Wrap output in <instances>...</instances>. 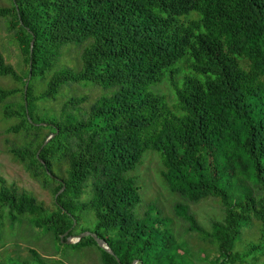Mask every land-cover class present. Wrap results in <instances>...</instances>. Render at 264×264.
<instances>
[{
  "label": "trees",
  "instance_id": "obj_1",
  "mask_svg": "<svg viewBox=\"0 0 264 264\" xmlns=\"http://www.w3.org/2000/svg\"><path fill=\"white\" fill-rule=\"evenodd\" d=\"M6 1L0 20L23 59L18 73L0 52V77L20 86L0 88L21 139L9 153L54 196L46 215L0 178L10 219L29 217L67 245L89 210L112 253L90 236L70 244L96 248L101 264H264V0ZM75 86L100 94L67 95ZM148 150L177 196L173 217L134 211L129 174ZM205 199L221 212L206 229L191 209Z\"/></svg>",
  "mask_w": 264,
  "mask_h": 264
},
{
  "label": "rangeland",
  "instance_id": "obj_2",
  "mask_svg": "<svg viewBox=\"0 0 264 264\" xmlns=\"http://www.w3.org/2000/svg\"><path fill=\"white\" fill-rule=\"evenodd\" d=\"M0 6L7 7L9 2L0 0ZM11 36L6 31V26L3 20H0V52L5 58L7 64L11 65L18 73L19 69L23 67V59L15 42L10 39ZM77 53L73 49L72 53L65 56L62 61L66 62L70 59L76 58ZM70 64V63H69ZM0 88L15 89L20 88L16 82L9 77H0ZM39 88V87H38ZM67 90V88H65ZM166 90V88H163ZM68 91V90H67ZM76 91V92H70ZM64 93H67L63 90ZM167 92V91H166ZM87 95L90 100H94L99 96V90L96 88H80L72 87L69 89L67 95ZM59 100V99H58ZM0 104V178L4 179L6 185L10 188L24 191L26 194L41 203L49 215L54 210V196L53 184L49 182L46 186H41L36 182L25 170L23 164L13 158L9 151L14 147L21 145L19 135L9 131L11 125L15 124V120H4L1 114ZM57 107V104L54 105ZM51 137V136H49ZM160 160L157 153L148 150L144 153L142 163L129 175L137 177V184L140 187L139 193L141 202L136 206L135 212L141 214L146 205L151 204L156 209H161L166 216L173 217V210L171 205L177 201V196L171 194L159 177ZM55 174L59 176L56 172ZM43 181V178H41ZM87 195H83L82 200H86ZM210 199V198H209ZM142 207V208H141ZM141 208V209H140ZM197 222L203 227L208 228L211 218H220L221 212L215 200H202L196 205L191 206ZM7 209L0 207L1 227H0V264H39L44 260L46 264H101L99 252L96 248H84L82 250L76 249L71 244L61 245L54 240V237L44 227H36L31 224L29 217L17 218L16 221L10 219L7 214ZM80 218L78 222L77 231L72 234L70 241L76 243V235L84 232L92 233L95 223L94 215L91 211L85 210L78 214ZM178 233H183L180 225L184 223L180 221L178 224ZM84 231L81 233V231ZM246 233L252 235V241H256L257 236L253 239V235L257 234L256 229L251 232L246 230ZM247 236V235H246ZM185 239L189 242L191 247L194 244H199L198 238L194 234H186ZM243 237L240 238L241 241ZM238 241V243H239ZM237 243V245H238ZM29 249H33L41 257L39 261L37 258L29 253ZM210 258L214 259L215 254H210ZM261 261V260H260ZM259 261V262H260ZM257 264H260V263Z\"/></svg>",
  "mask_w": 264,
  "mask_h": 264
},
{
  "label": "water",
  "instance_id": "obj_3",
  "mask_svg": "<svg viewBox=\"0 0 264 264\" xmlns=\"http://www.w3.org/2000/svg\"><path fill=\"white\" fill-rule=\"evenodd\" d=\"M33 45V40L31 41V46ZM30 52H31V49H30ZM26 87H27V84L25 85V91H26ZM39 153V152H38ZM38 153H37V155H38ZM62 190L63 189H61L59 192H58V194H60L61 192H62ZM57 194V195H58ZM86 236H90V237H92L94 240H95V242L97 243V245L101 248V249H103V250H105V251H107V252H110V253H112L108 248H107V244L102 240V239H100V238H98L95 234H93V233H90V232H84V233H82V234H80V235H78V236H76V242H78L81 238H83V237H86ZM62 238V237H61ZM70 238H74V237H68L67 238V240H66V243L67 244H70V243H73L72 241H70ZM132 264H137V261L136 260H134L133 262H132Z\"/></svg>",
  "mask_w": 264,
  "mask_h": 264
}]
</instances>
